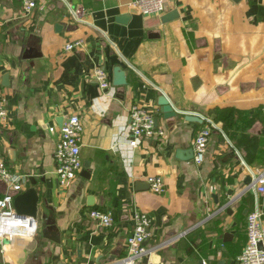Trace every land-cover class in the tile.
Segmentation results:
<instances>
[{"label": "crops", "instance_id": "obj_1", "mask_svg": "<svg viewBox=\"0 0 264 264\" xmlns=\"http://www.w3.org/2000/svg\"><path fill=\"white\" fill-rule=\"evenodd\" d=\"M134 1L41 0L25 16L20 0H0V157L23 176L14 211L38 225L32 238L7 239L0 264H51L53 256L59 264H121L135 213L151 218L137 264H237L247 214L259 209L264 219V195L254 190L264 174V0H165L163 14L178 13L165 23L163 14H129ZM76 41L83 47L65 51ZM28 47L40 57L23 59ZM97 68L109 89L93 79ZM115 68L124 86H113ZM161 94L175 117L163 118ZM133 105L163 131L136 148ZM190 113L202 122L186 121ZM73 115L83 125L82 169L61 186L53 155ZM209 125L204 161L177 159ZM151 177L161 178L162 193L150 190ZM92 210L111 213L113 225L100 226Z\"/></svg>", "mask_w": 264, "mask_h": 264}, {"label": "built area", "instance_id": "obj_2", "mask_svg": "<svg viewBox=\"0 0 264 264\" xmlns=\"http://www.w3.org/2000/svg\"><path fill=\"white\" fill-rule=\"evenodd\" d=\"M41 0H20L23 14L29 16L38 6ZM142 15H161L165 12V0H137L129 4ZM69 11L77 21H81L80 13L68 5ZM83 47L82 41L66 44L65 51H73ZM93 79L102 90H107L110 83L103 69L97 68L92 73ZM264 114V105L261 108ZM5 101L0 96V119L6 118ZM129 132L132 139L129 145L132 148L138 146L142 138H154L163 135V131L157 130L154 121L146 115L138 106L133 105L129 110ZM212 126L201 129L194 138L193 160L196 164L204 161L207 146L211 138ZM55 128H49L53 133ZM83 125L79 116L73 115L67 118L58 129V139L55 145L53 160L55 174L58 183L66 186L73 182L82 169L81 137ZM0 180L6 186V193L0 197V248L2 240L14 237L32 238L38 232L35 218L21 215L14 211L12 201L15 193L23 188V176L13 173L0 157ZM150 190L160 194L164 191L160 177H151L147 180ZM258 195H264V174L254 185ZM262 212L255 209L246 216V243L237 258V264H264V219ZM89 216L96 220L100 226L108 228L113 225L114 218L111 213H103L97 210L89 212ZM133 229L126 239V255L121 264H137L146 254L145 241L150 236L151 218L144 213L133 215ZM262 245V249L259 245Z\"/></svg>", "mask_w": 264, "mask_h": 264}, {"label": "water", "instance_id": "obj_3", "mask_svg": "<svg viewBox=\"0 0 264 264\" xmlns=\"http://www.w3.org/2000/svg\"><path fill=\"white\" fill-rule=\"evenodd\" d=\"M129 14H131V15L137 14V10L136 9H130ZM176 18H178L177 10H171V11L162 15L161 22L165 23V22L174 20ZM118 21L125 23V21H127V17L121 16L118 18ZM59 28H60V26L57 25L56 30ZM37 57H40V54L37 53L33 48H30V47L26 48L22 54L23 59H34ZM4 79H6V76ZM112 84L114 87L124 86L126 84L125 73L120 68H115ZM157 103H158V106L160 107V112L162 113L163 118L169 119V118L176 116V111L172 108L170 102L168 101V99L166 98V96L164 94H161L159 96ZM185 120L189 121V122H198L199 123V122H202L203 118H201L197 114L190 113V114L185 115ZM156 123L157 122L155 120L154 121L155 126L157 125ZM193 157H194V153H193V150H191V149L187 150V151L178 150L176 152V158L179 160H189V159H192ZM84 168H87L86 164L84 165ZM81 177H85L86 179H88L89 175L86 174L85 171H82ZM251 181H252V178L248 177L245 180V184L248 185L251 183ZM43 235L45 238L53 241L54 243H57V244L60 243L59 237L57 236V233H55L54 231L49 232L47 230H44ZM225 237H226V235H225ZM2 243L7 244L8 240L4 239V240H2ZM259 248L260 249L263 248L261 244L259 245ZM51 259H52L51 264H59L58 256H53ZM144 264H145V262H144Z\"/></svg>", "mask_w": 264, "mask_h": 264}, {"label": "rangeland", "instance_id": "obj_4", "mask_svg": "<svg viewBox=\"0 0 264 264\" xmlns=\"http://www.w3.org/2000/svg\"><path fill=\"white\" fill-rule=\"evenodd\" d=\"M68 8V7H67Z\"/></svg>", "mask_w": 264, "mask_h": 264}]
</instances>
